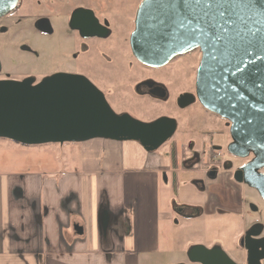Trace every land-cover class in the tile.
<instances>
[{
    "label": "flooded vegetation",
    "instance_id": "obj_1",
    "mask_svg": "<svg viewBox=\"0 0 264 264\" xmlns=\"http://www.w3.org/2000/svg\"><path fill=\"white\" fill-rule=\"evenodd\" d=\"M143 1L18 0L0 17V79L55 71L82 74L115 110L125 106L143 120L161 114L176 118L174 136L158 150L167 154L165 183L175 186L180 199L170 203L171 210L178 218L177 213L209 218L210 235L196 244L219 247L234 264H264V151L232 145L230 122L196 98L197 67L193 84L174 93L162 81L136 74L134 64L145 73L167 65L150 67L134 57L131 37ZM184 94H192L186 98L190 103L180 99ZM132 104L139 109L170 104L174 112L138 117ZM181 186L191 187L189 201L180 198Z\"/></svg>",
    "mask_w": 264,
    "mask_h": 264
},
{
    "label": "water",
    "instance_id": "obj_2",
    "mask_svg": "<svg viewBox=\"0 0 264 264\" xmlns=\"http://www.w3.org/2000/svg\"><path fill=\"white\" fill-rule=\"evenodd\" d=\"M18 0H0V17ZM157 0H144L131 37L134 57L150 67H162L175 56L199 49L195 91L200 104L230 122L232 145L264 151V42L241 28L237 35H198L193 42L173 37L152 40ZM252 22L249 21V26ZM194 27V25H193ZM183 31V30H181ZM251 42V43H250ZM192 94H184L182 100ZM190 103V100L186 101ZM178 120L161 114L152 120L115 110L106 96L82 74L55 71L20 79H0V139L24 146L79 144L89 141L134 144L146 155L174 136ZM188 210V207L178 206ZM172 209L175 207L172 203ZM190 218L191 213H177ZM79 234L80 226H75ZM169 264H234L219 247L191 244L185 259Z\"/></svg>",
    "mask_w": 264,
    "mask_h": 264
},
{
    "label": "crops",
    "instance_id": "obj_3",
    "mask_svg": "<svg viewBox=\"0 0 264 264\" xmlns=\"http://www.w3.org/2000/svg\"><path fill=\"white\" fill-rule=\"evenodd\" d=\"M138 148L89 141L63 146L44 169L1 171L0 264H151L166 250L182 253L168 263L184 260L160 238L178 218L163 178L167 154Z\"/></svg>",
    "mask_w": 264,
    "mask_h": 264
},
{
    "label": "rangeland",
    "instance_id": "obj_4",
    "mask_svg": "<svg viewBox=\"0 0 264 264\" xmlns=\"http://www.w3.org/2000/svg\"><path fill=\"white\" fill-rule=\"evenodd\" d=\"M199 50L191 52L188 55L180 56L174 59L169 64L162 68L152 69L145 72L141 71L137 65H133L136 74L142 73L148 74V76L154 77L159 81H162L169 87L172 93L176 90H180L182 87H188L192 85L194 78V69L198 67L200 61ZM133 71V73H135ZM142 72V73H141ZM135 104L130 106L132 112L138 117H151L153 114L160 110H164L170 114L174 112L170 104L156 105L154 108H133ZM139 105H145L144 102H140ZM152 105V104H149ZM167 115V114H166ZM73 145L79 144H66L65 148H69ZM48 152H51L50 155ZM62 148L57 144H47L41 146H24L15 143L10 140L0 139V172L13 171L15 169H44V164L59 163L61 159ZM162 150L158 152L161 155ZM163 183V180L161 181ZM165 183V182H164ZM168 192L167 197L172 201L180 202V199L176 197L175 186L165 183ZM179 194L182 200H190L192 189L190 186L179 187ZM178 194V195H179ZM209 218L201 217L200 219H185V218H173L169 222V226H162L160 229V238L163 243V247L168 248L172 246L173 249L181 248L184 252L186 248L191 244L203 239H207L209 234L208 228ZM170 227V228H169ZM210 235V234H209ZM160 259H154L151 264H169L168 259H178L182 257V253H176L171 251L165 252ZM172 263V262H171ZM142 264H147L143 262Z\"/></svg>",
    "mask_w": 264,
    "mask_h": 264
},
{
    "label": "snow or ice",
    "instance_id": "obj_5",
    "mask_svg": "<svg viewBox=\"0 0 264 264\" xmlns=\"http://www.w3.org/2000/svg\"><path fill=\"white\" fill-rule=\"evenodd\" d=\"M157 4L155 24L149 25L155 29L149 33L152 40L171 36L193 42L198 35L220 39V33L239 35L243 27L253 41L258 37L264 42V0H157Z\"/></svg>",
    "mask_w": 264,
    "mask_h": 264
}]
</instances>
